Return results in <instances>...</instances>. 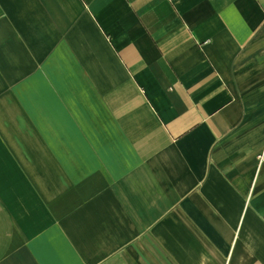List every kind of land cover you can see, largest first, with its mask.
Here are the masks:
<instances>
[{
	"label": "crops",
	"instance_id": "obj_1",
	"mask_svg": "<svg viewBox=\"0 0 264 264\" xmlns=\"http://www.w3.org/2000/svg\"><path fill=\"white\" fill-rule=\"evenodd\" d=\"M0 264H264V0H0Z\"/></svg>",
	"mask_w": 264,
	"mask_h": 264
}]
</instances>
